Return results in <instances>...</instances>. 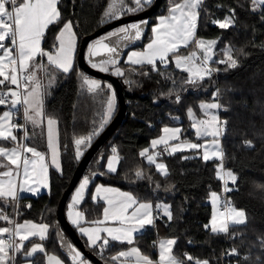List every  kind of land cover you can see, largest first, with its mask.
Here are the masks:
<instances>
[{"label":"trees","instance_id":"obj_1","mask_svg":"<svg viewBox=\"0 0 264 264\" xmlns=\"http://www.w3.org/2000/svg\"><path fill=\"white\" fill-rule=\"evenodd\" d=\"M154 1L144 4L145 7H150ZM182 1L163 0L161 6L164 8L161 9L160 6L150 16L142 38L128 45L126 51L143 47L152 37V27L158 16L167 14L173 5ZM112 2L113 0H60V19L46 29L43 49L46 52L54 51L58 43V32L67 21H72L80 45L84 36L94 32L110 18L105 13L109 11ZM144 5L140 10L146 9ZM134 6L135 0H124L123 9L119 13L130 14L128 9ZM198 12L194 39L175 53L171 52L165 62L158 59L155 65L131 64L125 61L124 54L117 63L123 72V75L116 76L123 81L127 111L115 132L91 158L80 178L79 182L82 183L87 177L89 183L78 207L85 212L88 220L100 219L104 203L93 197V191L97 183H104L130 191L139 200L152 202L153 207L158 205L159 213L155 222L146 226L131 243L108 240V244L101 250L100 246H89L85 237L79 234L104 264H117L113 257L129 247H137L153 264L159 256L157 243L165 238L175 240L172 253L182 264H193L185 260L186 252L208 261L209 264H222L220 256L223 253L227 254L226 261L229 264H264V5L256 7L253 0H203ZM229 17L234 22L228 28H221L215 23ZM199 39L216 42L213 46L214 59H224V63L213 62L215 68L220 70L218 76L209 78L205 75L203 79H195L187 71L188 68L177 67L176 56H190L196 51L195 41ZM94 40L89 43L87 51ZM111 46L113 47L112 43ZM78 50L70 71L63 72L53 65L49 66L48 74L54 73L57 82L50 88L45 85L43 90L44 114L58 121L61 172L51 168L49 191L37 196L20 197L17 208L16 201L10 198L6 202L0 200V213L8 217L7 220L0 219V228H12L15 209L17 223L33 220L49 225L48 237L44 240L45 250L32 257L33 264H48L47 255L50 253L60 256L65 264H76L66 246H78L58 220V204L85 151L120 107L116 98V109L101 129L106 101L111 95L106 85L112 83L83 70L78 64ZM229 56L237 61L235 67L229 66ZM191 62L195 63L193 60ZM196 64L199 67L197 62ZM85 76L99 79L102 91L89 92L83 84ZM113 86L112 91L115 90ZM217 87L220 91L219 98L215 94ZM213 100H218L219 118L225 122L223 127L221 123L223 178L217 175L220 159L214 157L205 161L201 151L164 153L161 157L167 163V175L140 155L141 150L149 146L151 140L159 136L167 125H181L183 136L196 139L192 125L193 115L202 116L204 110L200 106ZM7 105H0V114ZM190 109L192 115L189 114ZM22 113L19 110L18 114ZM152 123H155V127L151 126ZM18 133L26 145L46 149L44 126L42 129L32 127L26 121V132L19 127ZM93 133L98 134L92 136L86 147L80 146V150L86 149L82 155L77 156L76 139ZM246 141H250L252 146L249 147ZM113 148L120 155L118 169L114 172L107 169V161ZM138 171L142 175L137 176ZM228 171L237 177L235 182L228 181ZM94 174L97 175L91 180ZM215 192L221 194L223 199L227 197L234 207L243 209L246 214V221L230 223L227 233H213L209 225L213 214L210 198ZM69 200L70 198L67 203ZM164 206H168L171 219L165 214ZM66 209L67 204L65 212ZM36 241H39L36 237L27 240L24 247L15 252L14 261L12 251L8 248V259L0 264H20L26 259L23 254ZM232 249H236V255L228 254Z\"/></svg>","mask_w":264,"mask_h":264},{"label":"snow or ice","instance_id":"obj_2","mask_svg":"<svg viewBox=\"0 0 264 264\" xmlns=\"http://www.w3.org/2000/svg\"><path fill=\"white\" fill-rule=\"evenodd\" d=\"M257 0H253V3H256ZM203 3V0H183L182 3H177L173 5L170 9V16L168 17H160V23L156 25L155 28L152 29V31L156 34L155 39L147 45V51L143 53H131L129 55L128 60L131 63L134 64H143L147 63L150 65H155L156 59L159 58L161 62H165L166 55L169 52L175 53L179 47L178 41L181 42L184 46H187V44L190 41V38L194 36V29H195V21L198 16V12L196 9ZM259 3L264 4V0H259ZM136 8H130L128 11H136L139 10L143 6L142 0H135ZM9 6H11V10L9 11ZM124 6V0H113L112 4L109 5V11L105 13V16L110 18H117V13L121 12ZM60 19V13L57 9V0H23L22 3H19L17 5V0H0V49H4V53L2 56H0V77H3V79H0V85H3L5 81H8L11 85H16L19 87V81L17 72L19 71H27L29 67L31 66L33 68V72L25 77V81H33L34 86L32 87L31 91H27L29 85L25 83V93L23 94V97L21 98V94L17 91H11L7 93L0 92V105L5 104V98L7 96L13 97V99L10 101L13 106L15 105H24V118L26 121H31L33 123L42 122L40 120V117L42 116V100L40 92V83L36 79L35 70L38 68H42V65H36L34 63H31L34 60V57L39 54L41 56L47 55L48 61L50 64H54L58 69L62 70L63 72H68L72 69L73 66V53L75 49L74 44V32H73V24L72 21H67L64 23V26L62 30L59 33V36L57 37V40L59 41V46L56 48L55 53L52 52L44 53L40 49V40L44 35L45 29L48 27L49 24H52ZM8 21V22H5ZM234 21L231 17L225 19L224 21H215L221 28H228L231 26V24ZM142 23H146L142 22ZM15 25V27H13ZM130 29L135 30L133 34V38H139L141 35V25L140 24H131L125 27L119 28L117 31L110 33V36H117L119 40H125L129 38L130 35ZM123 34V35H121ZM67 36V39L65 37ZM6 39H9L13 45H16L17 47V55L16 58L12 57V49L7 48L5 49L4 44L2 43ZM107 39V37L105 38ZM198 48L204 49L205 53L211 51V46L214 45L215 41H209L207 42V45L205 41L199 40L195 41ZM97 45L103 47L110 55L107 59L99 61V63H94L93 67H99L101 71H108L107 65H113L115 66L118 63V60L115 59L113 54L117 53V48L115 46L109 47L108 44H105L101 41H96V43L89 47L88 51L89 54L92 56L99 55V51L97 50ZM133 57H137L136 59H133ZM196 57V53H191L188 57H180L176 56V65L177 67H180L181 62H191ZM5 58L8 59V64H4L3 61ZM207 55H205L204 61H202L203 64H206L207 62ZM17 60L19 61V65L17 67ZM230 67H235L237 64V61L235 59H232L231 56H229ZM221 63H224V61H221ZM11 65V75L6 74L5 68L9 67ZM116 74L117 75H123V72L116 68ZM187 71L189 73L196 77L197 79H203L205 75H210L212 69L208 68H197L195 71H193V68H188ZM203 73V74H201ZM190 82H195L190 80ZM51 83V81H50ZM83 84L87 86V90L89 92L97 93L99 91H102V83L95 79H90L88 77H83ZM107 89L111 92V95L108 97L106 101V113H105V119L103 123L100 125V128H103V124L107 123V120L111 117L113 111L115 110L116 106V94L114 91H112V85L108 84L106 85ZM179 99V97H177ZM204 109L209 108H218L220 107L219 104L213 103V104H202L200 106ZM32 111L33 114L30 115L29 112ZM189 114L192 115L191 109L189 110ZM10 116V113L5 112L4 118H8ZM217 122V117L213 116L212 121L206 122V121H198L196 124L193 125V127L196 128L197 135L201 136H207V135H213L219 136L220 131L218 129H215V123ZM57 123L56 120L53 118L47 119V125H48V144L49 147L53 149V156H52V163L56 164V151H55V145L53 142V125ZM197 125H201L203 127H198ZM23 127V126H19ZM213 128L214 130L210 133L209 128ZM0 128H3V125L0 124ZM164 132L166 134H171L165 137H161L158 140L152 141V146L155 147L156 145L163 144L165 146L168 145V142L170 139H178V133L180 132V129H168L165 128ZM98 133H93L92 135H89L87 137H80L76 139L75 144L77 145V156L82 155V152L80 150V146H87L90 144L92 140V136L96 135ZM0 139H11L12 141H16V137L12 134V131L9 130L7 133L4 131H0ZM249 147L252 146L250 141L245 142ZM214 144L218 147V142L214 141ZM187 147L191 149H199L203 147V145L199 144H188ZM180 148V145H176L172 151H176ZM167 150V148H165ZM9 151H11L12 155H9ZM24 151L28 153H32L34 156L38 157L41 162L44 160L43 154L37 152L34 148H26ZM113 153L115 154L116 149H112ZM148 150L145 149L143 152L140 153L141 156H146L147 160L151 164H155L156 168L160 170L164 175H167L166 171V165L163 163H156L155 155H147ZM0 156H7L9 159H11L12 164H16L19 166V155L17 154V150L15 148L9 150L5 148H0ZM213 156L216 158H219L221 163L219 165V169L217 172V175L220 176V178H223L221 176V171L223 170V152L217 151L213 153ZM15 157V158H13ZM203 159L205 161L209 160L210 157L205 151L203 155ZM117 160V157L113 155L108 160V169L109 171H115L114 167V161ZM28 164L29 161L25 158L23 160V166H24V175L25 177L28 176ZM33 164H35V161H33ZM57 167L59 165L57 164ZM46 167L41 165V174H46ZM5 176H11V172H5L3 173ZM137 176L142 175L141 172L136 173ZM229 180L232 182H235L237 177L231 172L228 171L226 173ZM28 181L25 179L24 184H27ZM89 180L87 177L84 178L83 182L80 184L79 189L77 190L75 196L73 197V204H76L79 202V200L82 198L83 191L85 187L88 185ZM227 183V181H226ZM21 190H25L21 188ZM27 191H36V189L28 187L26 189ZM97 193L100 192H118L117 189H111V188H104L103 186H99L97 188ZM121 196H124L127 200V203H122L119 206L118 212L113 213L114 219H119L121 221V224H127L128 221L132 220L133 218H136L137 213L140 211V209L148 210L151 208L150 204H140L139 208H137L133 213L132 216H125L123 215L124 212L127 211L128 208L132 207L133 204L136 203L135 199L128 193H120ZM213 198L217 197L216 193H212ZM8 198H11L12 201H16L18 199V194L16 190V185L9 181L7 183V187H5L4 183L0 182V200L7 201ZM107 199V197H105ZM215 203V199L213 200ZM109 204H112V200H108ZM165 214L168 216L169 219H171L172 214L168 210V206H164ZM105 219H108V209L106 208L104 210ZM145 218L143 219H137L136 223L139 228H143L144 225L152 224L153 220L150 218L151 213L150 211L145 212ZM228 216L229 220L233 224H239L245 222V213L243 211H237L235 209H229L228 210ZM69 217L72 218L73 224L79 225L81 213L76 212L73 213L71 210L69 211ZM0 219L7 220L8 217L6 215H3L0 213ZM48 225L46 224H31L30 222H25L24 224H16L14 226L15 230L12 232L13 236L20 235L22 231H26V235H21V240H28L32 236H39L40 239L45 238V233L48 230ZM205 227H208L207 225ZM229 228V223L227 221L221 222L219 226H217V219L216 215H213L212 222H211V231L213 233L217 232H224L227 233ZM138 228L133 227H120V228H107L103 229L102 231L107 232L108 236L111 237L115 241H128L131 243V237L132 232L137 231ZM9 228H0V234L2 233H9ZM81 233L88 236L89 241L93 246L97 244V241L100 239L98 235H95V232H98L100 230L97 229H87V228H80ZM108 244V240L104 239L103 243L100 245L101 250H103V247ZM175 244V240H168L161 242L159 244L160 248V264H182V262L178 261L175 257L171 255L172 253V245ZM13 245H7L5 246V241L0 240V262L5 261L8 259V248H12ZM70 257L74 262L79 261V264H87L86 261L82 260V254L76 250L73 246L67 245ZM16 251H20L19 246H15ZM37 250L43 252V246L42 245H35L31 251L27 255H32ZM136 255V259L138 261H143V264H152V261L147 256H141L139 254V249H131L130 252L125 253L121 252L118 254V257H113V259H118L119 257H127L130 255ZM229 255H236V249H232L231 252L228 253ZM49 261L56 260V264H62L61 261L58 260V258L54 256L48 257ZM188 260H192L193 258L188 256ZM196 264H209L208 261H196Z\"/></svg>","mask_w":264,"mask_h":264},{"label":"crops","instance_id":"obj_3","mask_svg":"<svg viewBox=\"0 0 264 264\" xmlns=\"http://www.w3.org/2000/svg\"><path fill=\"white\" fill-rule=\"evenodd\" d=\"M59 1L60 0H57V9H58V11H59ZM22 2H23V0H17V5L19 3H22ZM59 13H60V11H59ZM168 16H170V12H168L167 14H162V15L158 16L157 22L153 25L152 29L155 28L156 25L160 23V17H168ZM49 25H48V27H49ZM63 26L59 30L57 37L59 36V33L62 30ZM197 26H198V23H197ZM46 29H45V31H46ZM196 30H197V27H196V29L194 31V36L192 38H190L189 43L194 39L195 34H196ZM45 31H44V33H45ZM73 32L75 34L74 35V38H73L74 39V44H75V49H74V53H73V66H74L75 59H76V55H77V50L79 49L78 36L76 34V31H75L74 26H73ZM155 37H156V34L152 31V37L145 43V45L143 47H141V48H131L128 51H126L125 52V61L127 63H131L128 60V57L133 52H135V53H143V52L147 51V45L149 43H151L155 39ZM65 39H67V36L65 37ZM2 43L4 44L5 49H7V48H11L12 49V57L13 58H16L17 49H16L15 45H13L9 39H6ZM177 43L179 44L178 49L180 47H183L184 46L179 41ZM42 44H43V37L40 40V49L44 53H49V52H46L43 49ZM58 46H59V41H58V43H57L54 51H52L53 54L55 53V50H56V48ZM3 53H4V49H0V56H2ZM170 53L171 52L167 53L166 57ZM184 57H186V56H184ZM136 58L137 57H133V59H136ZM158 59L159 58H157L156 60H158ZM47 62H49V61H48V56L46 54L43 55V56L37 54L34 57V60L32 62H30V64L31 63H34L36 65H42L43 66L42 68H38V69L35 70V75L37 73V74H40L42 76L41 80H43L44 85H43V88H42V85L40 87V92L42 93V95H41V100H42V109H41L42 116L40 117V120L42 122L33 123V122L29 121V123H30V125L32 127H40L41 129H42L43 126L45 127V129H46V139H47V147H46V149H38L37 147L31 146V145H26L25 142L23 141V139L20 137V134L18 133V128L19 127H18L17 124H15V117L19 113V110L20 111L22 110L21 104L20 105L13 106L11 103H8V105L3 109V111L0 114V124L3 125V128H0V131H4L5 133H7V131L11 130L12 131V134L16 137V141H12L11 139H7V140L0 139V148H5V149H9V150L15 148L17 150V154L19 155V160H20L19 166H18L16 164H12L11 163V159H9L7 156H0V182L4 183L5 187H7V183L9 181H12L16 185V190H17L18 198H20V197H27V196H37V195L43 194L45 192H48L49 189H50V170H51V168H54V169H56L59 172H61V170H62L61 146H60V141H59L58 121H57V119H55L53 117L45 116V114H44L43 90H44V87L46 85L45 83H47L46 75H49V74H47L48 72H47V68L46 67H47V65H49V66L50 65H53L55 68H57L54 64H50V63H47ZM3 63L4 64H8L9 63L8 62V59L5 58V60L3 61ZM131 64H134V63H131ZM185 64H189V62H187ZM18 65H19V61L17 60V67H18ZM29 70H30L31 73L33 72V68L31 66L29 67ZM58 70L59 71H62L60 69H58ZM5 72L8 75H11L12 74L11 73V65H9V67L5 68ZM50 75L54 76L55 74L53 73V74H50ZM17 76H18V72H17ZM88 78L95 79V80L100 81L97 78H93V77H88ZM0 79H3V77H0ZM45 80H46V82H45ZM33 86H34L33 81L29 80V87H28L27 91H31V89H32ZM0 90L1 91L2 90H5V91H9V90H11V91H17L18 90V87L16 85H11L8 81H5V83L2 85V88ZM115 94H117V93L115 92ZM116 97H117V95H116ZM116 105H117V102H116ZM115 109H116V106H115ZM114 111H113V113H114ZM5 112L10 113V116L8 118H4V113ZM29 114L32 115L33 112L30 111ZM48 118H53L54 120L57 121V123L55 125H53V142H54L55 151H56V164H53L52 163L53 149L50 148L49 147V144H48V125H47V119ZM165 128H168V129H180V132L181 133L180 132L178 133V136H179L178 139H170L167 146H165L163 144H159V145H156L155 147H153L152 146V141L158 140L161 137H165V136L171 135L170 133L169 134H166L164 132V129ZM196 139H191V138H188V137L183 136L182 135V126L181 125H167V126H164L163 127V129L161 131V134L159 136L153 138L151 140L150 145L147 146L146 148L142 149L141 152H143L145 149H147V150H149L148 153H147V155H154V153H155V155H156L155 156L156 163L157 164L163 163L164 165H166V171L168 173L169 169H168L167 163H166V161L162 157H160V150L162 148H166L167 147V150L164 149L165 153H167V154H172V153H175V152L185 151V150L186 151H188V150L191 151L192 150V151H201L202 152L203 147H201V148H199L197 150L196 149L194 150V149H191V148L187 147L188 144H199V145H203L201 138H199V139L196 138ZM200 141H201V143H200ZM176 145H180V148L178 150H176V151L173 152L172 149ZM221 146H222V144H221ZM26 148H34L37 152L43 154V156H44L43 162H41V160L38 157L34 156L32 153H28V152L24 151V149H26ZM168 149H170V150H168ZM9 155H12L11 151H9ZM27 155H30L29 158H27ZM113 155H115L117 157V160L114 161V167L117 170L118 169L117 166H119V162H120V155L117 152H115V154L112 153L109 158H111ZM158 155H159L160 158H158ZM142 157L148 162L146 156H142ZM13 158H15V157H13ZM25 158L29 161V164H28V176L27 177H25V175H24V166H23V160ZM33 161H35V164H33ZM42 164L47 169L46 174H44V175L41 174V165ZM57 164L59 165V167H57ZM107 169H108V161H107ZM5 172H11L12 175L11 176H5V175H3V173H5ZM112 172H114V171H112ZM25 179H27V181H28L27 184H24ZM99 186H103L104 188L117 189L118 192H109V193L100 192V193H97L96 190H97V188ZM28 187L34 188V189H36V191H32V192L27 191L26 189ZM21 188H23L25 190H21ZM120 193H128L136 201V203L133 204L132 207L128 208L127 211L123 213V215H125V216L131 217L132 216V213L137 208H139V205L140 204H150L151 205V208L148 209V210L140 209V211L137 213L136 218H133L132 220L128 221L127 224L122 225L121 224V221L119 219H114L113 218V213L114 212H118L119 206L122 203H127L126 198L124 196H121ZM93 197L95 199L102 200L103 203H104L103 216L100 219H97V220H88L87 217H86L85 212L81 208L78 207L79 203H81V201L84 198V193L82 194V198L76 204H73V200L70 199L69 202L67 203V209H66V215H67V218L69 219V221L72 223L73 226H75V228L77 229V232L79 234H81L82 236L85 237V239L87 240V243L89 244V246H92V247H93V245L89 241L88 236L85 235V234H83V233H81V231H80V228L81 227L87 228V229H97V230H100V231L94 233L95 235H98L100 237V239L97 241V244L95 245L96 247L97 246H100L103 243V240L104 239L111 240L112 242L129 243L126 240L125 241H115L111 237L108 236L107 232L102 231V230L103 229H107V228H113V229H115V228H120V227H133V226H135V227L138 228V230L132 232L131 242H133L135 240V237L139 233L143 232V230L145 229V227L148 226V224H146V225H144L143 228H139L138 225H137V223H136L137 219H143V218H145V215H144L145 212L146 211H150V213H151V217L150 218L153 220V223H154L155 220H156V216L159 213V211L158 212H155L154 211L153 203L152 202L139 200L130 191L121 189V188H119L117 186L110 185V184L97 183L95 185V187H94ZM105 197H107V199H105ZM109 199L112 200V204H109L108 203V200ZM106 208L108 209V219H105V214H104V210ZM70 210L73 213H76V212L81 213L79 225L73 224L72 218L69 217V211ZM160 210H161V208H160ZM25 222H30L31 224H36V225H40V224H46V225H48L47 223H44V222H36V221H33V220H23L21 222H18L17 224H24ZM10 230H12L11 227H10ZM48 233H49V227H48L47 232L44 234L45 235V238L44 239H40L39 236H32V237H30V238L36 237V238L39 239V241L34 242L28 248V250L23 254V256L26 257V259L22 261L23 264H27V263H32L33 264L32 257H34L37 253L41 252V251L37 250L32 255H30V256L27 255L35 245H37V244L42 245L43 246V249L45 250L44 240L48 237ZM5 234L6 233L3 234V239L6 242V246H7L8 245V243H7L8 241L5 240V237H4ZM26 234H27L26 231H22L20 233V235H16V246H19L20 249H22L24 247V244L27 241V240H21V235H26ZM169 240H174V239L169 238ZM67 244H68V242H67ZM158 245H159V242L157 243V249H158V253H159ZM172 247H173V245H172ZM133 248H137V247H129L127 249L121 250L119 253H121V252L128 253ZM139 252H140V250H139ZM118 254L115 257H118ZM54 255L55 256H58L57 254H54V253H50V254L47 255V262H48V264H51L50 261H49V259H48V257L49 256H54ZM58 257H60V256H58ZM114 260L117 261V264H143V261H138L136 259V255L135 254L130 255V256H127V257H119L118 259H114ZM158 260H160V253H159V256H158ZM113 264H116V263H113Z\"/></svg>","mask_w":264,"mask_h":264},{"label":"water","instance_id":"obj_4","mask_svg":"<svg viewBox=\"0 0 264 264\" xmlns=\"http://www.w3.org/2000/svg\"><path fill=\"white\" fill-rule=\"evenodd\" d=\"M162 3H163V0H155L154 3L150 7L144 10L122 15V16H119L118 18L108 21L107 23L97 28L94 32L89 33L86 36H84V38L81 40L80 45H79V50H78L79 66L90 75H93L98 78H105L107 80H110L115 87L117 97L120 103V107L116 115L113 117V119L107 124L104 130L98 135V137L90 144V146L85 151L83 157L81 158L79 164L77 165L74 171V174L71 178V181L68 187L65 189V191L62 194V197L59 201L58 209H57L58 220L60 224L70 234L74 243L80 248L82 253L86 255L94 264H104V263L101 257L98 254L94 253L89 248V246H87L84 243L83 239L81 238L77 230L74 228L72 223L67 218V215L65 212V206L69 198L73 200V197L75 196L77 190L79 189L80 184H81V182H79L80 178L85 172L91 158L98 151V149L106 142V140L113 134V132L119 126V124L123 121L126 111H127V102L125 99L124 89H123V84H122L121 79L114 74L101 71L91 66L86 60V49L89 43L93 39L97 38L98 36L106 32L107 30H110L121 24H125L128 22L134 21V20L145 19V18L152 16L153 13L156 12V10L162 5ZM103 43L108 44L109 47H112L111 43L108 41L106 42L104 41ZM97 50L99 51L100 54H108V52L99 45H97ZM96 175L97 174H94L91 177V180H94Z\"/></svg>","mask_w":264,"mask_h":264},{"label":"rangeland","instance_id":"obj_5","mask_svg":"<svg viewBox=\"0 0 264 264\" xmlns=\"http://www.w3.org/2000/svg\"><path fill=\"white\" fill-rule=\"evenodd\" d=\"M150 1H152V0H142V4H145V3H148V2H150ZM183 2V1H182ZM181 2V3H182ZM261 5H264V4H261V3H259V0H257V2L255 3V6L256 7H260ZM200 6L201 5H199V7L196 9V11L198 12V10H199V8H200ZM137 6H134V7H132V8H136ZM164 7H162L161 6V9H163ZM140 9V8H139ZM141 11V10H140ZM157 11V10H156ZM134 12H138V10H136V11H131V13H134ZM155 13V12H154ZM153 13V14H154ZM119 16H122V14L121 13H119L118 15H117V18L119 17ZM198 17H199V12H198V16H197V19H196V21H195V29H196V27H197V23H198ZM150 17H148V18H145V19H139V20H134V21H131V22H128V23H125V24H121V25H119V26H116V27H114V28H112V29H110V30H107L106 32H104L103 34H101L100 36H98V38H95V40H94V42H93V44L94 43H96V41H101L102 40V42H106V41H108V42H110V43H112V45L113 46H115L116 48H117V53L116 54H113L114 55V57H115V59H117L118 61L123 57V55L125 54V51H126V48L128 47V45H130V44H132V43H134V42H136L137 40H139L140 38H142V36H143V33H144V31L147 29V27H148V22H149V19ZM112 19H115V18H109L107 21H111ZM107 21L105 22V23H107ZM146 21V23H142V22H145ZM104 23V24H105ZM140 24L141 25V35L139 36V38H133V34H134V31L135 30H131L130 29V35H129V38L128 39H125V40H119V38L117 37V36H110L109 34L110 33H112V32H115V31H117L119 28H121V27H125V26H128V25H131V24ZM195 29H194V31H195ZM121 35H123V34H121ZM107 37V39H105ZM199 40H202V39H199ZM203 41H205V43H206V45H207V42H209V40H203ZM210 41H213V40H210ZM92 44V45H93ZM91 45V46H92ZM213 46L214 45H212L211 46V51L210 52H207L206 53V55H207V57L208 58H210V59H214V58H216L215 56H214V53H213ZM204 52H205V50L204 49H202ZM110 54L108 53V54H99V55H97V56H92V55H90L89 54V51H87V54H86V59H87V61H88V63L92 66L94 63H99V61H101V60H104V59H107L108 58V56H109ZM193 61L195 62V63H192L191 62V64H185V63H187V62H181V67H186V68H193V71H195L197 68H199L198 66H197V64H196V59L194 58L193 59ZM47 63H49V62H47ZM167 64V63H166ZM108 66H111V67H108ZM107 67H108V72L109 73H112V74H114V75H117L116 74V68H119L118 66H117V64L115 65V66H113V65H107ZM47 72H48V70H49V65H47ZM94 68H97V69H99L100 70V68L99 67H94ZM120 69V68H119ZM46 71V70H45ZM107 72V71H106ZM48 74V73H47ZM201 74H203V73H201ZM55 77H56V75H54ZM54 76H52V75H46V79H47V83H45L46 85H48L49 86V88L51 87V86H54L55 84H56V82H57V79L54 77ZM192 76V75H191ZM41 78H42V76L40 75V74H37L36 73V79L39 81V83H40V85H42V88H43V85H44V82H43V80H41ZM192 78H195V79H197L196 77H194V76H192ZM18 81H19V70H18ZM50 81H51V83H50ZM45 82H46V80H45ZM28 85H29V83H28ZM43 90V89H42ZM3 91H5V90H3ZM26 91V90H25ZM114 92H115V90H114ZM25 93V92H24ZM117 98V97H116ZM213 103H216L217 104V101H215V100H213V101H210V102H208V103H205L204 105H207V104H213ZM203 110H204V114L202 115V116H197V115H193V123H192V125H194V124H196L198 121H206V122H210V121H212V117L213 116H215V117H217V122L215 123V129H218L219 131H220V135L219 136H213V135H207V136H204V135H201V136H197V131L195 130L196 128L195 127H193L194 128V131H196V133H195V135H196V137L199 139V138H201L202 139V143H203V150H202V154L204 155V153H205V151H207V153H208V155H209V157L210 158H214V156H213V153L214 152H217V151H222V146H221V121H220V118H219V113H218V108H209V109H204L203 108ZM22 111H23V115H24V107H22ZM205 111H207V112H205ZM217 115V116H216ZM111 118V117H110ZM110 118L107 120V122L110 120ZM198 127H203V126H201V125H197ZM214 129L213 128H209V132L211 133L212 131H213ZM214 141H217L218 142V147L214 144ZM86 149V148H85ZM84 148H82L81 149V152L83 153V151L85 150ZM221 176H223V172L221 171ZM228 181L230 182L231 180H229L228 179ZM228 187H229V185H228ZM216 193V192H215ZM217 194V197L216 198H213V196H211V198H210V202L212 203V205H213V214H212V218H213V215L215 214L216 215V219H217V226H219V224L221 223V222H225V221H227L229 224L231 223L230 222V220H229V216H228V213H223V212H221L220 211V204L223 202V196L221 195V194H219V193H216ZM215 199V203L213 202V200ZM233 209H235V210H237V211H243L244 213H245V211L243 210V209H241V208H238V207H234ZM163 210H164V207H163ZM165 211V210H164ZM212 218H211V220H210V227H211V222H212ZM245 221H246V214H245ZM231 224H233V223H231ZM2 228H5V227H2ZM7 228V227H6ZM3 234L4 233H2V234H0V240H4L3 239ZM169 240V238H165V239H161L160 241H159V244L161 243V242H164V241H168ZM8 243V242H7ZM71 246H73L76 250H78L81 254H82V260L83 261H86L87 262V264H92L93 262L90 260V259H88V257H84L83 255V253H82V251L80 250V248L78 249V247H76V246H74L73 244H70ZM5 246H6V242H5ZM158 248H159V245H158ZM66 249H67V251H68V253H69V250H68V247L66 246ZM134 249V248H133ZM135 249H137V248H135ZM131 251V250H130ZM160 248H159V253H160ZM139 254L141 255V256H143L140 252H139ZM69 255H70V253H69ZM171 255L174 257V255H173V253H171ZM54 257H56V258H58V260L59 261H61L62 262V264H64V262H63V259H61V257H58V256H55L54 255ZM86 258V259H85ZM160 261V260H159ZM179 261V260H178ZM203 261H205V260H203ZM50 263L51 264H56V260H52V261H50ZM76 264H79V261H77V262H75ZM135 263V262H134ZM20 264H23V262L22 263H20ZM27 264H32V263H27ZM94 264V263H93ZM107 264H113V263H107Z\"/></svg>","mask_w":264,"mask_h":264},{"label":"built area","instance_id":"obj_6","mask_svg":"<svg viewBox=\"0 0 264 264\" xmlns=\"http://www.w3.org/2000/svg\"><path fill=\"white\" fill-rule=\"evenodd\" d=\"M11 10V6H9V11ZM232 11L234 12V10L232 9ZM5 22H8V21H5ZM13 27H15V25H13ZM198 41V40H197ZM16 47V45H15ZM17 49V47H16ZM196 61L197 63L199 64V67L200 68H208V69H212L213 71H211V74L210 75H207L209 77H215V76H218L219 74V71L215 68V66L213 65V62H221V61H224L223 58H218V59H210L208 58L207 59V62L206 64H203L202 61H204L205 59V55L206 53L198 48V46L196 47ZM31 74L30 70L28 69L27 71H19V87H18V90L17 92H19L21 94V98L23 97V94L25 92V88H24V85L25 83H29V81H25V77L26 76H29ZM0 92H3V93H7L9 91H0ZM219 87L216 88L215 90V94L217 95V97L219 98L220 97V93H219ZM13 99V97L11 96H7L5 98V104H8V103H11L10 101ZM22 107H24L23 104H21ZM21 122V126L24 133L26 132V121H25V118H24V115L23 113L22 114H17L16 117H15V124H20ZM225 125V122H222V126ZM152 127H155V123H152L151 124ZM165 148H162L160 150V156H163V154L165 153L164 151ZM30 155H27V158H29ZM19 198L16 200V208H17V202H18ZM154 211L157 212L159 210V206L158 205H155L154 207ZM234 206L233 204L229 201V199L227 197H224V200L223 202L220 204V211L223 212V213H228V210L229 209H233ZM17 224L16 222V209H15V213H14V218H13V223H12V231H10L9 233H6L5 234V240L8 241V245H13L11 249L12 251V259L13 261L15 260V246H16V235L13 236L12 232L15 230L14 226ZM226 253H223L221 256H220V261L223 262L222 264H229L228 261H226ZM190 256L192 257L193 259L192 260H188L187 257ZM185 260L193 263V264H196V261H203L204 259H201V258H197V257H194L190 252H186L185 254ZM180 261V260H179ZM182 262V261H180ZM153 264H160V261L157 260V261H153Z\"/></svg>","mask_w":264,"mask_h":264},{"label":"bare ground","instance_id":"obj_7","mask_svg":"<svg viewBox=\"0 0 264 264\" xmlns=\"http://www.w3.org/2000/svg\"><path fill=\"white\" fill-rule=\"evenodd\" d=\"M150 2H153V0L152 1H150ZM148 3V4H151V3ZM146 4V3H145ZM144 5V4H143ZM146 5H144V8H146L145 7ZM140 10V9H139ZM130 12V11H129ZM201 14V13H200ZM122 15H125L124 13L122 14ZM113 20V19H112ZM108 22V21H107ZM98 38V37H97ZM217 40V39H216ZM219 40V39H218ZM93 41V40H92ZM92 41H91V43H92ZM218 43V42H217ZM88 48V47H87ZM86 51H87V49H86ZM87 54V53H86ZM214 60V59H213ZM216 64H219V63H216ZM215 64V65H216ZM167 66V65H166ZM182 66V65H181ZM180 66V67H181ZM216 69H218V68H216ZM223 70V69H222ZM220 71V70H219ZM108 72V71H107ZM224 73V72H223ZM112 74V73H111ZM119 76V75H118ZM121 78H123V77H121ZM210 78V77H209ZM105 79V78H104ZM211 79H213V78H211ZM210 79V80H211ZM122 80V79H121ZM108 81H110V80H108ZM111 82V81H110ZM123 82V81H122ZM112 83V82H111ZM113 85V84H112ZM114 87V86H113ZM214 90H215V88H214ZM115 92H116V90H115ZM212 98V97H211ZM117 99H118V97H117ZM218 101V100H217ZM205 112H207V111H205ZM208 113V112H207ZM169 116V115H168ZM217 116V115H216ZM168 118V117H167ZM163 120V119H162ZM175 120V119H174ZM171 121V120H170ZM172 122V121H171ZM221 123H222V121H221ZM169 124H171V123H169ZM176 124H178V123H176ZM172 125V124H171ZM175 125V124H174ZM223 127V126H222ZM183 129V128H182ZM196 130V129H195ZM183 131V130H182ZM222 131V130H221ZM115 132V131H114ZM181 133V132H180ZM195 133H196V131H195ZM198 136V135H197ZM222 136V135H221ZM179 137V136H178ZM182 137V136H181ZM110 138V137H109ZM184 138V137H183ZM108 140V139H107ZM197 140V139H196ZM201 140V139H200ZM195 142V141H194ZM200 143H201V141H200ZM203 144V143H202ZM104 145V144H103ZM171 145V144H170ZM117 147V146H116ZM170 147V146H169ZM101 148V147H100ZM146 148V147H145ZM167 148V147H166ZM157 149V148H156ZM168 150H170V149H168ZM195 150V149H194ZM197 150V149H196ZM149 151V150H148ZM154 151V150H153ZM152 151V152H153ZM186 151V150H185ZM117 152V151H116ZM169 152V151H168ZM154 153V152H153ZM172 153V152H171ZM154 155H155V153H154ZM119 156V155H118ZM156 156V155H155ZM161 157V156H160ZM159 157V155H158V158H160ZM157 158V157H156ZM118 167V166H117ZM225 181V180H224ZM157 204V203H156ZM160 204V203H159ZM234 206V205H233ZM90 248V247H89ZM86 259V258H85ZM89 259V258H88ZM120 260V259H119ZM179 260V259H178ZM181 261V260H180ZM184 262V261H183ZM93 264V263H92Z\"/></svg>","mask_w":264,"mask_h":264}]
</instances>
